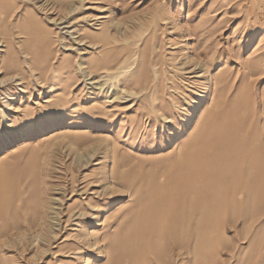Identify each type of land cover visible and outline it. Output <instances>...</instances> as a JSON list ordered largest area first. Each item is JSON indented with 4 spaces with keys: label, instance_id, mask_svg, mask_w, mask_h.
Returning a JSON list of instances; mask_svg holds the SVG:
<instances>
[{
    "label": "rangeland",
    "instance_id": "1",
    "mask_svg": "<svg viewBox=\"0 0 264 264\" xmlns=\"http://www.w3.org/2000/svg\"><path fill=\"white\" fill-rule=\"evenodd\" d=\"M4 39L0 264H264V0H0Z\"/></svg>",
    "mask_w": 264,
    "mask_h": 264
},
{
    "label": "bare ground",
    "instance_id": "2",
    "mask_svg": "<svg viewBox=\"0 0 264 264\" xmlns=\"http://www.w3.org/2000/svg\"><path fill=\"white\" fill-rule=\"evenodd\" d=\"M29 55L31 56V53ZM16 57H17V53L14 51V47L11 44V42L8 40H5V39L0 41V78H1L0 90L10 86L11 83L13 84L14 82H17L19 80L18 77H16V78L12 77L11 79H9V82H11V83H8L7 85H5L7 81L5 80L6 81L5 82L2 78L6 74H11V73L17 71V69H19L20 72L23 71V67H21L20 65H18L15 62ZM36 65H37L36 60L34 58H32L30 60V63H28L27 69L31 70L32 72H35V71H37ZM17 76H19V75H17ZM19 86H21V84Z\"/></svg>",
    "mask_w": 264,
    "mask_h": 264
}]
</instances>
